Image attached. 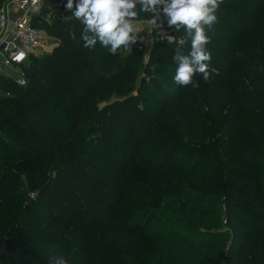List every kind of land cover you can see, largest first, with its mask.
Returning <instances> with one entry per match:
<instances>
[{"label": "trees", "instance_id": "16d2710c", "mask_svg": "<svg viewBox=\"0 0 264 264\" xmlns=\"http://www.w3.org/2000/svg\"><path fill=\"white\" fill-rule=\"evenodd\" d=\"M224 2L211 90L172 82L183 29H159L143 61L84 49L62 7L35 19L53 48L20 67L23 87L0 74V264H264V0ZM195 220L220 228L198 239Z\"/></svg>", "mask_w": 264, "mask_h": 264}, {"label": "clouds", "instance_id": "9594fccd", "mask_svg": "<svg viewBox=\"0 0 264 264\" xmlns=\"http://www.w3.org/2000/svg\"><path fill=\"white\" fill-rule=\"evenodd\" d=\"M223 0H66L64 9L69 15L65 21L76 20L82 25L80 40L84 49H94L97 44L108 54L118 55L129 51L139 39L138 19L146 14L155 29L168 28L180 31L189 45L185 53L174 49L175 67L171 79L181 87H199L197 77L207 82L216 74L210 67L211 43L209 33L217 23V10ZM74 38V37H73ZM49 264H69L63 256L51 257Z\"/></svg>", "mask_w": 264, "mask_h": 264}, {"label": "built area", "instance_id": "2783aa9c", "mask_svg": "<svg viewBox=\"0 0 264 264\" xmlns=\"http://www.w3.org/2000/svg\"><path fill=\"white\" fill-rule=\"evenodd\" d=\"M45 2L46 0H8V7L12 6L17 11L15 17H10L7 7L0 9L1 64L5 69L15 72L16 77L12 79L18 87L25 86L26 82L23 73L18 75L16 70H19L30 56L42 55L46 49V34L34 26L35 19L45 12ZM166 40L168 41L169 37L158 38L159 42ZM53 46H50V49Z\"/></svg>", "mask_w": 264, "mask_h": 264}, {"label": "rangeland", "instance_id": "374dc122", "mask_svg": "<svg viewBox=\"0 0 264 264\" xmlns=\"http://www.w3.org/2000/svg\"><path fill=\"white\" fill-rule=\"evenodd\" d=\"M223 3H225L224 2V0H223V2H222V4ZM221 4V5H222ZM229 5V4H228ZM223 7H225L224 5H223ZM51 9H49V10H45V12L44 13H42L41 15H40V17H41V19L42 20H47V21H49V11H50ZM245 15H246V13H245ZM251 15V14H250ZM250 15H247L246 17H245V19L246 20H249V17H250ZM139 19V18H138ZM140 20H142L143 21V23L142 24H140V25H138V27H139V32H138V35L142 38V39H139L138 40V42H137V44L136 45H134V46H140L141 47V53H142V59H143V61H144V59L146 60V57H148L147 55H148V50H149V48H150V45H151V42L152 41H154V40H156L157 38H159V37H163V38H168L169 36H168V34L165 32V31H160L159 29H155L150 23H149V21H148V19L147 18H140ZM215 26H216V24H215ZM243 27H244V25H241L240 24V26L239 27H237V29H239V30H242L243 29ZM163 29H170V28H168L166 25L163 27ZM259 43V45H260V47L262 48V49H264V43H261V41H259L258 42ZM55 43L49 38V37H47V39H46V49H45V52L42 54V55H36V57H41V56H43V55H45V54H48L49 53V51L51 50L50 49V46H52V45H54ZM224 45V44H223ZM217 50H219V51H221L222 53H225V51H226V49H225V47H215ZM6 73V75H8V77H10V78H13V79H15V77H16V74H15V72L12 70L11 72H5ZM16 73L18 74V75H20L21 73H22V71H21V69L20 70H16ZM213 79V78H212ZM212 79H210L209 81H212L213 82V80ZM198 81L199 82H202L203 81V79L202 78H198ZM199 86H200V83H199ZM213 85L211 84V83H209L208 81L206 82V84H205V90H211L213 87H212ZM229 103V102H228ZM223 105V104H222ZM193 107V106H192ZM194 108V107H193ZM194 109H196V108H194ZM197 110V109H196ZM198 111V110H197ZM203 112L206 114L207 113V111L204 109L203 110ZM211 112H213V113H217V116H216V118H219L221 115H222V111H221V104H219L217 107H215V108H212L211 109ZM196 115H198V112H196ZM202 116H203V118H201V119H199V121H202V122H208V119L210 120V121H213V119L211 118V115H209V118H206V117H204V115L202 114ZM198 123V122H197ZM222 123V122H221ZM215 125H218V123H216L215 122ZM226 125L227 124H225L224 126H223V129L225 130L226 129ZM206 128H209V126H206L204 129L205 130H199L200 131V133H202L203 134V136H205V137H207V140L209 139V138H212L211 137V134L213 133V135H214V131H215V128L211 125V131H208ZM217 136H218V134H217ZM216 136V137H217ZM218 137H220V136H218ZM234 137H236V138H238V135H235ZM188 145V144H187ZM191 148H194V149H196L195 151L196 152H199V148H197V147H191ZM190 157H192V156H190ZM196 162H193V163H195V164H201V167H204V165H206V161L203 159V158H200V156L199 155H197L196 156ZM188 166H192L191 164H188ZM234 172H236V170H233ZM30 197V196H29ZM31 199V198H30ZM33 199V198H32ZM175 202H169V204H167V205H173ZM216 204H217V202H216ZM201 210H203L204 211V213H207V214H209V215H207L206 216V219H210V218H212V217H216L217 215H216V206H215V204L214 203H212V204H210V205H208V206H203V207H201L200 208ZM178 211H181V213L184 215V217L185 218H187L188 217V213H186V211H184V210H181L180 208H179V210ZM230 222L232 223H240L241 221H239V219L238 220H236L234 217L233 218H231V220H230ZM222 223H223V230L222 231H224V232H228L227 230H229V232L230 233H234L235 232V230H233V229H228L227 228V226H225V225H227L226 224V220H225V222H223L222 221ZM190 227H191V229H195L196 227H197V224H198V221L197 220H195V221H191L190 222ZM219 226H220V224H219ZM220 227H218V225L217 226H213V225H211V223L210 224H208V223H203L198 229H195V230H193V232H192V234H195L196 235V238H198L200 235H202L201 237L203 238V236H206V235H208V234H210V233H214L215 231H218V229H219ZM199 239V238H198Z\"/></svg>", "mask_w": 264, "mask_h": 264}, {"label": "crops", "instance_id": "0c3cea01", "mask_svg": "<svg viewBox=\"0 0 264 264\" xmlns=\"http://www.w3.org/2000/svg\"><path fill=\"white\" fill-rule=\"evenodd\" d=\"M7 2L3 5V8L7 7V10L10 13V17H15L17 15V11L12 6L8 7V5H7L8 3ZM65 3H66V0H46V2L44 4V7H43V10L54 9V8H57V7L64 8V4ZM11 71L12 70H8V69H5L4 67H2L1 57H0V74L6 75L5 72H11ZM6 76L8 77V75H6Z\"/></svg>", "mask_w": 264, "mask_h": 264}]
</instances>
